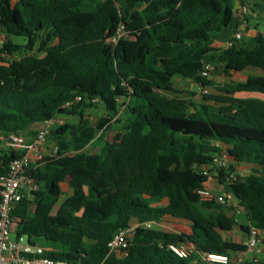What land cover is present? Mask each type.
<instances>
[{
  "label": "trees",
  "instance_id": "obj_1",
  "mask_svg": "<svg viewBox=\"0 0 264 264\" xmlns=\"http://www.w3.org/2000/svg\"><path fill=\"white\" fill-rule=\"evenodd\" d=\"M237 5L249 7L246 22L264 19V0H0V135L34 138L36 125L67 118L49 135L54 155L30 167L38 189L13 212L17 235L44 240L46 257L74 264H205L197 254L249 253L223 233L264 232V98L237 95L264 96V79L202 76L205 62L228 78L264 72V32L215 46ZM121 25L126 34L114 47ZM177 77L218 94L197 105L175 87ZM90 109L105 111L96 127ZM111 128L113 142L105 139ZM95 141L103 142L99 155L82 153ZM222 151L254 166L246 177L234 166L213 171L245 211V224L234 207L199 194L201 172ZM22 155L0 146V177ZM64 183L72 193L53 214ZM148 222L187 225L191 233L142 227ZM137 223L127 255L118 257L109 243ZM173 244L195 251L182 259ZM239 264H264V255Z\"/></svg>",
  "mask_w": 264,
  "mask_h": 264
},
{
  "label": "built area",
  "instance_id": "obj_2",
  "mask_svg": "<svg viewBox=\"0 0 264 264\" xmlns=\"http://www.w3.org/2000/svg\"><path fill=\"white\" fill-rule=\"evenodd\" d=\"M236 12L246 15L249 12L248 6H239ZM126 34V27L121 25L117 35L110 40L115 47L120 38ZM243 38L241 31L236 32L232 41L227 43V47H231L235 41ZM217 67L210 62H205L202 70V76L210 79ZM77 98L75 101H80ZM73 102H68L66 108L70 107ZM64 120H52L44 123L41 130L38 131L33 142L28 143L26 138L21 134H12L5 138L0 135V140L13 151H22L23 155L12 160L7 175L0 177V264H74L63 260H54L46 257L48 249L31 243L27 236L17 235L12 238V227L15 223L13 212L16 206L22 201L25 195L32 193L38 189L37 182L29 175V170L33 164V159L37 162L43 160L41 148L48 143L49 135L52 128L57 124H64ZM57 148L54 149V153ZM233 166V161L227 151H222L213 157L210 167L204 168L201 175L204 177H212L220 169H228ZM203 201H214L226 208L234 207L237 214H241L243 210L233 194L222 193L216 194L208 188L203 187L199 191ZM162 225H158L162 227ZM183 227L191 233V229L181 224H173ZM140 224H134L130 228L121 230L115 235L109 243L110 251L118 257H125L127 249L130 245V239ZM157 224L148 222L142 227L154 229ZM185 233V232H182ZM262 231L251 226L247 239L244 244L247 246L249 253L255 256L264 255V241L261 236ZM171 250L182 259L192 257L195 247L173 244ZM201 259L205 264H232V258L225 254L204 253Z\"/></svg>",
  "mask_w": 264,
  "mask_h": 264
},
{
  "label": "rangeland",
  "instance_id": "obj_3",
  "mask_svg": "<svg viewBox=\"0 0 264 264\" xmlns=\"http://www.w3.org/2000/svg\"><path fill=\"white\" fill-rule=\"evenodd\" d=\"M255 18L256 19H252L249 22H246L244 17H240L239 27H241L243 25L245 26V28L242 29V34H243L244 38H249V37H251V35L253 33H257L258 31L264 32V19L258 17L257 15L255 16ZM257 28H259V30ZM230 30L226 31L225 34H229L231 32ZM5 41H6L5 36L0 32V46ZM13 41L16 44H26L27 43V39H25L23 37H13ZM250 76H255L258 80H263L264 79V72L261 71V70H256V71L249 70V71H245V72H242V73H236V74L233 75L232 78L229 79V78H227L226 76L223 75L222 71L217 69L213 73V75L211 76L210 79L216 81L217 83H224L227 80L228 81L232 80V81H235V82H243V81H247ZM176 86L178 88H181V90L183 91L182 95L184 97H186L188 99H191L197 105H200V104L204 103L205 95H217L218 94V92H216L212 88L204 90L199 85L194 87V89H191V82L184 81V79L182 80V78H177ZM237 95L240 96V97L264 98L263 95L257 94V93H239ZM88 114L91 116V119L93 121L92 124L94 126H97L99 124L100 120H101V117H102V112L100 111V109H90V110H88ZM105 135H106V137L108 138L109 141L113 142L114 137H115V132L114 131H112L110 129L106 130L105 131ZM2 144L3 143H0V146ZM98 144H99V146L102 147L103 142L99 141ZM250 169H252V167L249 168V170H247L246 174L250 173L249 172ZM211 190L215 191L214 193L218 194L216 189H211ZM65 196L66 195H63L60 198V201L65 199ZM36 209H37L36 207H33L34 211H36ZM238 216L240 217L241 214H238ZM241 219H243L245 221L244 217H242ZM154 228H160V229H165V230H170V231L171 230L172 231H181V232H183V230H185L183 227L176 226V225H170V224L166 225L165 228H162V227H160L158 225L155 226ZM16 236H17V226L14 223V225L12 227V238H15ZM225 237H227V238L229 237V238H231V241H234V242H237V243H244V237H243L242 231H240L239 228H237L236 232H233V233H230V234H225ZM43 243L46 245L45 241ZM242 255L243 254H237L236 256L233 255L232 256L233 257V263L232 264H239V262H240L239 257H241ZM247 256H248V258H251L253 256V254L248 253ZM258 257L261 259L262 255H258Z\"/></svg>",
  "mask_w": 264,
  "mask_h": 264
},
{
  "label": "crops",
  "instance_id": "obj_4",
  "mask_svg": "<svg viewBox=\"0 0 264 264\" xmlns=\"http://www.w3.org/2000/svg\"><path fill=\"white\" fill-rule=\"evenodd\" d=\"M15 1H18V0H15ZM251 4L249 3L248 4V6H250ZM240 5H237V7H239ZM236 7V8H237ZM236 15H237V18H236V20H235V22L233 23V26L230 28V29H228V30H226V31H231L229 34H225V33H223V35L216 41V44H215V46L216 47H218V48H223V49H225V48H228L227 47V43L229 42V41H232L233 40V38H234V36H235V34H236V32H238V31H241L242 32V29H244L245 28V26L243 25V26H241V27H239V22H240V17H244V15H242L240 12H236ZM225 31V32H226ZM225 34V35H224ZM255 33H253L252 35H254ZM251 35V36H252ZM222 73H223V75L224 76H226L225 75V73H224V71H222ZM234 74H236V73H234ZM233 74V75H234ZM227 77V76H226ZM177 78H180V77H177ZM177 78H175L174 79V83H175V87L179 90V91H181V92H183L182 90H181V88H178L177 86H176V80H177ZM228 78V77H227ZM230 79V78H229ZM181 80V79H180ZM183 80V79H182ZM184 81H187V82H191V89H194V87H196V86H198L197 84H195V83H193L192 81H189V80H186V79H184ZM228 81V80H227ZM224 82V81H223ZM226 82V81H225ZM224 82V83H225ZM101 112H102V117H104L105 116V111L104 110H100ZM101 117V118H102ZM66 119L67 118H65V117H59L57 120H64V121H66ZM90 119H91V117H90ZM91 121H92V119H91ZM93 122V121H92ZM43 125L44 124H38V125H36L35 126V130L37 131V133H38V131L39 130H41V128L43 127ZM96 127V126H95ZM112 127H113V125H112ZM110 130H112V128L110 129ZM113 131V130H112ZM25 138H26V141L28 142V143H31V142H33L34 141V139H35V137L34 138H32V137H29V135L27 136V135H25L24 136ZM105 139L106 140H108V138L106 137V135H105ZM109 141V140H108ZM98 142L99 141H95L94 143H93V145H91V146H89L84 152H82V153H86V154H88V155H99L100 153H101V150H102V147L101 146H99V144H98ZM3 146H5V147H7V145L5 144V143H3L2 145H1V147H3ZM7 148H9V147H7ZM56 148V145H55V143L54 142H51V141H49L46 145H44L42 148H41V153H42V155H43V159L44 158H47V157H50V156H53L54 155V149ZM10 149V148H9ZM36 163H38L36 160H34L33 159V164H36ZM233 166L236 168V173L237 174H239L240 176H242V177H246V176H248L249 174H251V171L254 169V166H252V165H247V164H239V163H235V162H233ZM252 167V169H250V173L249 174H246L247 173V170H249V168H251ZM202 185H203V187H205V188H208V189H216L217 190V193L218 194H222V193H226L225 192V189H224V187H223V185L220 183V180L217 178V176L216 175H214L212 178L211 177H206V178H204V179H202ZM62 188H63V191L66 193L65 195V199H63L62 201H59V203L57 204V206H56V208H55V210H54V212H53V214H57V212L59 211V209H60V207H61V205L64 203V201L66 200V198H67V196L68 195H71V193H72V191H71V189H70V187H69V184L68 183H64V184H62ZM211 191H213V190H211ZM213 192H215V191H213ZM166 202H163L162 204H165ZM242 217H244V219H245V221L243 220V219H241ZM238 220H239V222L241 223V224H245V223H247V216H246V214H245V211H242V213H241V216L239 217L238 216ZM15 224H16V220H15ZM166 225H168V224H164V225H162V228H165L166 227ZM170 225H173V224H170ZM184 226H186L187 228H190L189 226H187V225H184ZM237 228H239L240 229V231H242V234H243V237H244V242L246 241V239H247V234L245 233V232H243V230L241 229V227H237ZM237 228L235 229V231H233V232H236L237 231ZM170 231V230H169ZM172 231V230H171ZM173 232H177V233H182L181 231H173ZM183 232H185V233H188V234H190V232L188 231V230H183ZM233 232H230V233H233ZM230 233H223V237H224V239L225 240H227V241H231V238H227V237H225V234H230ZM261 236H262V239H263V241H264V232L262 231V233H261ZM44 240H38V246H42V247H44V248H46V249H50L49 247H47V245H45L44 243ZM240 254V253H239ZM251 254H253V253H251ZM235 256L237 255V254H234ZM248 254H243L241 257H239V260L241 261L242 259H246L248 256H247ZM239 256V255H238ZM197 257L198 258H201L200 257V255L199 254H197ZM252 257H255V255L253 254V256ZM196 262L195 261H193L192 262V264H195ZM232 263H233V257H232Z\"/></svg>",
  "mask_w": 264,
  "mask_h": 264
}]
</instances>
